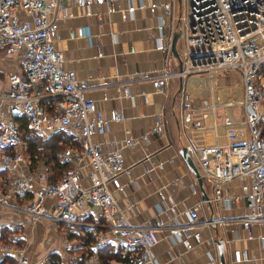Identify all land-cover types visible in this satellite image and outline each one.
<instances>
[{"label": "built area", "instance_id": "1", "mask_svg": "<svg viewBox=\"0 0 264 264\" xmlns=\"http://www.w3.org/2000/svg\"><path fill=\"white\" fill-rule=\"evenodd\" d=\"M69 5L83 8L85 15L91 14L92 6L101 7L106 14L118 12L120 18L132 16L136 8L158 9L154 48L168 54L170 34L165 38L160 31L164 18L172 20L181 69L169 70L163 64L136 71L130 78L146 81L156 91H164L173 77L208 76L221 70L238 75L241 94L231 104L239 106L241 120L221 122L214 132L220 140L196 148L195 167L211 185V200L242 207L235 218L241 227L264 229V0H0V58L12 61L11 69L0 75V168L8 180L0 181V212L25 215L29 222L44 225L85 226L94 234V246L107 242L97 229L105 226L130 253L128 264H160L150 251L158 228L164 227L171 243L184 250L212 241L200 229L214 220H198V201L186 207V223L169 215V204L158 212L167 215L168 222L157 214L143 225L130 224L116 209L113 194L122 190L118 176L126 171L121 148L161 132L164 120L157 113L147 131L136 138L128 128L122 139L103 136L106 122L119 121L122 114L114 109L103 112L85 96L87 80L61 66L62 53L54 45L58 14L70 15ZM92 13L101 15L99 10ZM68 35L90 41L86 26L69 30ZM209 91L208 99H201L197 106L178 96L181 121L186 119L196 129L217 126V102ZM120 94L129 96L126 83L120 85ZM23 128L42 138L62 131L77 142V147H62L60 160L67 166L58 177L49 179L48 164H31L25 157ZM154 166L160 169L162 162ZM232 179H237L235 190L222 194V185ZM174 181L182 183L179 178ZM189 191L194 194L195 188L190 185ZM157 194L162 199L161 192ZM85 207L97 209L105 224L80 220ZM18 237L16 232L9 233L8 241L0 242V255L11 256L12 264H29ZM257 238L264 239V230ZM63 246L70 248L68 242ZM79 264L118 263L102 262L90 252Z\"/></svg>", "mask_w": 264, "mask_h": 264}, {"label": "crops", "instance_id": "2", "mask_svg": "<svg viewBox=\"0 0 264 264\" xmlns=\"http://www.w3.org/2000/svg\"><path fill=\"white\" fill-rule=\"evenodd\" d=\"M67 10L70 13L68 16L61 12L58 14L57 38L54 41L55 47L62 53L61 66L87 80L85 96L103 112L114 109L123 116L119 121H107L103 136L122 139L125 136L124 128H128L129 135L136 138L147 131L157 113L163 116L161 132L148 134L146 140H138L121 148L126 171L118 176L123 184L122 190L113 194L118 212L130 224L143 225L153 220L163 204H169L172 205L169 215L179 223H186V207L198 201V220L210 217L214 220L200 229L202 236L208 235L212 241L184 250L180 244L171 243L165 236L164 227L158 228L150 251L160 264H219L215 249L218 238L221 239L224 264H264V239L259 241L257 238L263 233V227H241L235 218L243 211L242 207L232 208L225 202L211 200V185L201 178L207 196L204 200L178 153L181 147H187L188 155L196 166V148L220 140L219 136H214L215 129L222 125L220 118H215L218 122L215 128L207 126L204 129L193 128L186 119L181 121L177 99L183 91L181 86L189 78H171L164 91L154 90L146 81L130 79L136 71L157 69L163 64L169 70L177 69V62L170 52L168 54L154 48L159 31L156 18L159 10L136 8L132 16L125 18H120L118 12L106 14L101 7L95 6L90 8L89 15L84 14L83 8L74 5H69ZM96 10L101 11L99 17L92 13ZM172 22L169 18L163 19L160 31L163 37L172 33ZM79 26L87 27L89 42L84 37H69V30ZM129 47H132V51H129ZM3 59L8 69L11 68L12 61ZM123 83H126L129 96L120 94ZM156 161L162 162L160 169L155 168ZM146 168L149 169L147 172L144 171ZM177 178L182 183L174 181ZM236 184L237 179L227 181L222 185L221 193L232 192ZM190 185L195 188L194 194L189 191ZM158 192H161L162 199L158 197ZM158 216L168 222L167 215ZM79 218L100 226L105 224L100 212L90 207H85ZM65 227L69 228L67 232ZM3 229L18 234V243L29 257V264H78L79 257L88 251L94 252L98 258L97 248L101 247L94 246L93 242L87 247L81 244L84 230L93 234L82 225H44L29 222L25 215L0 212V233ZM97 229L106 238L107 242L102 246H106L108 252H125L117 236L107 231V227ZM64 242H68L70 248H64ZM106 261L119 264L113 257Z\"/></svg>", "mask_w": 264, "mask_h": 264}, {"label": "rangeland", "instance_id": "3", "mask_svg": "<svg viewBox=\"0 0 264 264\" xmlns=\"http://www.w3.org/2000/svg\"><path fill=\"white\" fill-rule=\"evenodd\" d=\"M6 66V61L3 58H0V75H2V71L10 70ZM206 75H193L189 77L187 83L181 86V91L179 95H182L186 98V100L191 105H196L199 103V101L203 98L208 99V94H210L212 89L214 93V99L217 102V107L215 108V116L220 118L221 121H226V119L229 121L230 119L233 122H239L241 120V115L239 111V106L235 104H230L232 101L238 100L240 94H241V88H240V80L237 74L230 70H221L212 72L206 77H203ZM209 80H212V82H208ZM212 83V84H211ZM211 84V85H210ZM228 99V100H227ZM226 101V103H225ZM198 105V104H197ZM196 105V106H197ZM261 124L264 125L263 122ZM42 138V137H40ZM21 139L23 141L24 145V155L25 157H28L29 154L26 152V141L33 142L34 143V153L37 154V161H41L42 157L47 154V150L49 149L47 146L48 140H39V138L35 139L32 138L30 134L27 132L21 133ZM26 140V141H25ZM31 140V141H30ZM30 147V143L28 145V148ZM34 164V162H32ZM0 181H3L4 183H7L8 180L6 179V173L2 168H0ZM69 228L65 227L64 230L67 232ZM115 245V244H114Z\"/></svg>", "mask_w": 264, "mask_h": 264}, {"label": "trees", "instance_id": "4", "mask_svg": "<svg viewBox=\"0 0 264 264\" xmlns=\"http://www.w3.org/2000/svg\"><path fill=\"white\" fill-rule=\"evenodd\" d=\"M17 120L20 122V125L24 124V120L22 119V117H18ZM22 132H27L28 134L31 135L32 138H35V139L39 138V140L42 139V141L48 140L49 143H47V145H48L47 147L49 149L47 150V154H45V156L42 157L40 162L49 165V169H50L49 179H51V180L58 177L60 175L61 171L64 170L67 166L66 163H64L60 160V151H61L62 147L65 145H70L73 147L78 146L77 142L74 139H72L69 135L65 134L62 131H55V132L51 133L50 135L43 137V138H40L39 136L35 135L33 132L27 130L26 128H23ZM29 143H30V147L28 148ZM26 145H27L26 152H27V154H29L28 158H29L31 164H33L32 162H34V163L39 162L36 160L37 154L34 153V149H33L34 143L26 141ZM9 231H10L9 229H3L1 231L0 242H7L8 241ZM81 241H82L81 244L86 245V247H87L92 242H94V235L92 233L84 230V234L81 238ZM97 249H98V258L102 262H107L106 260L110 259L111 257H113L116 262L118 261L119 264H128L131 260V255L127 250H125V252H123V253H121L120 250L114 251V252H111V250H109V252H108L106 246H104V247L101 246V247H98ZM89 252L90 251H88V253ZM8 256L9 255H2L0 257V264H12L13 260L10 256L9 257ZM82 256L79 257L78 262L80 261Z\"/></svg>", "mask_w": 264, "mask_h": 264}, {"label": "water", "instance_id": "5", "mask_svg": "<svg viewBox=\"0 0 264 264\" xmlns=\"http://www.w3.org/2000/svg\"><path fill=\"white\" fill-rule=\"evenodd\" d=\"M177 33L172 32L170 34V42H169V52L172 57L175 58L177 62V69H181V61L179 59L177 50H176V38H177ZM187 147H181L178 150L179 155L181 156L185 166L188 168L190 173L192 174L193 178L195 179V182L198 186L199 192L204 200L207 199L206 194L203 191L202 185H201V177L197 171V168L195 167L193 161L191 160L190 156L188 155L187 152ZM215 249H216V255H217V260L219 264H224V259H223V252H222V247H221V239H216L215 240Z\"/></svg>", "mask_w": 264, "mask_h": 264}, {"label": "bare ground", "instance_id": "6", "mask_svg": "<svg viewBox=\"0 0 264 264\" xmlns=\"http://www.w3.org/2000/svg\"><path fill=\"white\" fill-rule=\"evenodd\" d=\"M197 75H201V73H200V74H197ZM211 84H212V83H211ZM211 84H210V85H211Z\"/></svg>", "mask_w": 264, "mask_h": 264}]
</instances>
